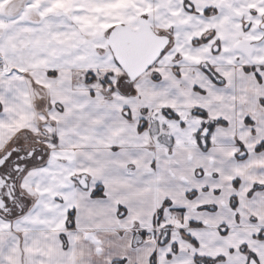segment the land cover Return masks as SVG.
Listing matches in <instances>:
<instances>
[{
  "label": "snow or ice",
  "instance_id": "obj_1",
  "mask_svg": "<svg viewBox=\"0 0 264 264\" xmlns=\"http://www.w3.org/2000/svg\"><path fill=\"white\" fill-rule=\"evenodd\" d=\"M0 264H264V0H0Z\"/></svg>",
  "mask_w": 264,
  "mask_h": 264
}]
</instances>
